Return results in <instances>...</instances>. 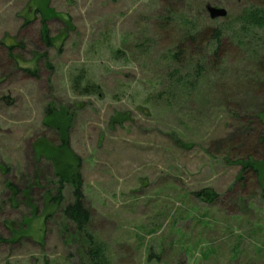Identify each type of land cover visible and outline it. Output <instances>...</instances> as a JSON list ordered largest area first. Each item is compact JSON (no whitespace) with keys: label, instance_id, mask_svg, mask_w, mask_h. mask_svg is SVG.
Wrapping results in <instances>:
<instances>
[{"label":"rangeland","instance_id":"rangeland-1","mask_svg":"<svg viewBox=\"0 0 264 264\" xmlns=\"http://www.w3.org/2000/svg\"><path fill=\"white\" fill-rule=\"evenodd\" d=\"M209 1L227 16L200 18L228 28L251 0ZM169 3L185 0H0V264L80 258L52 202L63 142L51 107L72 119L91 231L114 264H264V170L261 184L237 163L264 138V82L232 55L200 93L174 83L172 39L154 23ZM77 76L101 95L75 92ZM207 188L213 203L195 195Z\"/></svg>","mask_w":264,"mask_h":264},{"label":"trees","instance_id":"trees-1","mask_svg":"<svg viewBox=\"0 0 264 264\" xmlns=\"http://www.w3.org/2000/svg\"><path fill=\"white\" fill-rule=\"evenodd\" d=\"M187 1L185 0V5L181 7L179 5V8L172 7L170 3L167 7V4L164 13H158L154 22L161 36L172 39L168 59L177 71L169 75L170 79L190 93L194 90L200 93L203 83L217 81L215 79L224 73V64L234 55L236 60H245L250 63L260 76L261 82H264V37L262 36L264 3L254 2L252 4L251 0L247 7L242 8L240 15L229 23L230 26L225 28V24L213 23V20L207 17L200 18L199 13L204 12L211 1H198L197 9L192 8ZM195 12L199 17L195 15ZM236 23L240 25L230 32L231 27ZM43 24L44 36L50 42L48 26L46 22ZM72 87L81 95H101L99 84L89 81L83 85L81 76L74 78ZM224 105L226 110H229L228 105ZM47 115L48 117L55 116L51 121H57V128L63 142L60 146V154L64 153L70 158V162H62L58 159L60 154L57 153L55 175L58 181V194L52 198V202H55L63 221L70 224L74 234L84 242L80 249L79 261L74 264H114L106 255L101 242L91 231L92 213L86 204L84 179L80 172V158L77 159L73 155L69 146L68 129L72 119L69 118V113H65L62 108L51 107L47 110ZM257 118L261 121L263 116ZM243 134L238 136L241 137ZM254 136L256 144L254 145L253 141L250 142L251 146L248 147L250 152H247L250 154L245 159H238L237 163L242 167L241 173L253 170L262 184L264 179H261V172L264 170V159L260 161L254 159L251 152L256 155L264 154V138L259 133ZM241 173L237 181L244 178ZM262 187L264 188V185ZM195 195L208 203H213L220 197V194L208 188Z\"/></svg>","mask_w":264,"mask_h":264},{"label":"water","instance_id":"water-1","mask_svg":"<svg viewBox=\"0 0 264 264\" xmlns=\"http://www.w3.org/2000/svg\"><path fill=\"white\" fill-rule=\"evenodd\" d=\"M207 10L209 12V15L212 19L215 18H221L227 16V10L224 8L214 7V6H208Z\"/></svg>","mask_w":264,"mask_h":264}]
</instances>
